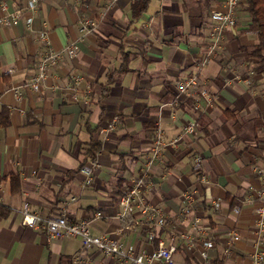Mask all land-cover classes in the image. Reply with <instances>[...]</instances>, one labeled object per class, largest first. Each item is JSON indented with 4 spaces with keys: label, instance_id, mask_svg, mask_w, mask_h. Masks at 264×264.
<instances>
[{
    "label": "crops",
    "instance_id": "crops-1",
    "mask_svg": "<svg viewBox=\"0 0 264 264\" xmlns=\"http://www.w3.org/2000/svg\"><path fill=\"white\" fill-rule=\"evenodd\" d=\"M138 1L37 0L30 10L27 0H0V205L8 210L0 216V264H117L95 249L81 251L77 237L47 240L42 230L22 224L19 210L27 201L42 216L88 218L93 234L116 231L119 195L138 176L156 127L166 146L146 198L166 217L156 239L173 244L174 264H202L201 238L169 240L171 232L194 234L192 215L212 242L206 264H264L253 258L254 210L264 183L253 171L264 166V76L253 70L257 61L248 54L256 35L244 2L235 8L236 24L208 54L209 15L222 10L224 0H147L136 15ZM85 17L95 18L97 27L83 35ZM41 31L53 50L73 42L77 50L72 58L62 53L33 90L26 81L41 58ZM191 74L197 88L177 97L176 81ZM75 75L81 76L76 87ZM200 87L213 102L195 109ZM188 120L196 122L195 132L169 144ZM92 141L101 145L99 167L92 185L83 187L79 167ZM196 155L202 156L199 173ZM201 173L208 182L199 181ZM11 176L18 178L15 192ZM187 189L196 195L191 214L182 219L179 195ZM231 231L239 239L224 253ZM117 237L136 251L157 242L135 229ZM74 254L80 261L71 260Z\"/></svg>",
    "mask_w": 264,
    "mask_h": 264
},
{
    "label": "built area",
    "instance_id": "built-area-1",
    "mask_svg": "<svg viewBox=\"0 0 264 264\" xmlns=\"http://www.w3.org/2000/svg\"><path fill=\"white\" fill-rule=\"evenodd\" d=\"M239 0H224V7L222 10H213L210 12L209 38L210 43L207 46L208 54L214 52V49L221 45L224 38V31L236 24L235 8ZM37 0H27V8L34 10ZM19 10L12 13L13 17H17ZM97 27V20L93 17H85L80 21L79 31L81 34H86L94 31ZM39 41L42 46V54L40 60L37 62L35 71L26 81V84L33 90L39 89L41 83L47 76L48 66L59 61L60 55L65 53L72 58L76 55V44L69 43L60 51L53 50L50 46L48 35L46 31H41L39 34ZM205 60L201 64H204ZM8 73L11 70L7 71ZM74 86L76 87L81 82V76L75 75L73 77ZM198 80L195 74L188 75L184 78L178 79L175 83L176 96L189 95L192 89L197 88ZM213 102L212 96L208 91L200 87L196 96L193 99V106L195 109L201 108L203 105L210 106ZM117 118L114 117L104 128L108 132L114 127ZM196 122L188 120L182 126V131L174 137L169 144L174 145L183 135H190L195 132ZM166 142L163 138V132L160 127H156L149 153L146 156L142 167L140 168L138 176L133 180L132 184L119 196V210L113 216L119 223V227L112 233L93 234L90 231V219L83 218L79 221L69 219L64 212L59 215L42 216L37 212L29 209V204L24 201L20 207L19 212L22 216V224L31 228L40 229L44 232L47 240L61 239L64 237H77L81 243V251L85 252L95 249L105 256L113 257L117 264H174V250L173 244H165V242L158 238L156 245L148 250L136 251L132 245H125L118 239L117 235L131 229L139 230L147 241L153 242L157 237V231L166 223V217L162 209L150 203L146 198V192L151 186L150 174L153 166L160 160V155ZM202 156L196 155L193 159L194 170L201 171L199 167ZM99 167V162L96 159L87 161L80 169L83 176L82 186H89L93 183L94 172ZM253 171L259 175L264 182V166L254 165ZM199 181L206 183L207 179L199 174ZM196 190L187 189L180 193L179 200L181 202L180 215L182 219H187L191 214ZM258 204L255 207L256 215V229L254 240V261H264V240L262 234L264 233V183L257 194ZM74 200V198H71ZM96 216H100L99 213ZM190 229L194 232L191 234L188 230L180 231L179 233L171 232L169 240L173 242L177 236L193 243L195 239L201 238V247L199 255L202 264L208 261L207 250L212 246L211 240L206 238V232L200 227L199 218L192 215L189 218ZM239 239L236 231H231L225 238L224 253H228L233 247L234 243ZM73 262H78V254L71 257ZM86 264L90 261L86 260Z\"/></svg>",
    "mask_w": 264,
    "mask_h": 264
},
{
    "label": "trees",
    "instance_id": "trees-1",
    "mask_svg": "<svg viewBox=\"0 0 264 264\" xmlns=\"http://www.w3.org/2000/svg\"><path fill=\"white\" fill-rule=\"evenodd\" d=\"M245 9L249 14L250 24L249 28L255 32L256 45L249 51V56L256 59V64L253 66L255 72L261 73L264 76V0H243ZM147 0H141L133 4L134 13L137 15L144 10ZM112 81V76L107 77V82L102 86L101 95H105L108 91V86ZM100 142L92 141L88 144L86 149V160L89 161L96 157L100 150ZM87 161L85 163H87ZM82 163L79 169L85 164ZM12 191L15 192L19 188L18 178L11 176ZM130 187V186H129ZM122 194V193H121ZM120 196V195H119ZM8 210L0 205V216L5 215ZM156 238L153 242H156ZM156 244V243H155Z\"/></svg>",
    "mask_w": 264,
    "mask_h": 264
}]
</instances>
